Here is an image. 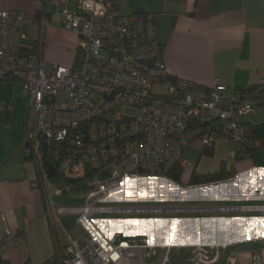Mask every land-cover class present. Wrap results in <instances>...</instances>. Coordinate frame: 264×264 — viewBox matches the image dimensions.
Masks as SVG:
<instances>
[{
    "label": "built area",
    "instance_id": "obj_1",
    "mask_svg": "<svg viewBox=\"0 0 264 264\" xmlns=\"http://www.w3.org/2000/svg\"><path fill=\"white\" fill-rule=\"evenodd\" d=\"M49 2L62 28L77 36L73 66L42 58L46 8L38 17L0 11V82L9 76L22 80L28 101L21 154L38 170L32 185L41 183L51 222L56 212L77 215L74 230L66 235L64 264H171L169 247L153 246L142 237L104 235L94 217L121 211L103 204L128 180L165 177L176 166L187 170L182 150L192 139L208 148L226 140L227 159L235 161L245 137L239 120L254 111L256 101L249 95L235 97L220 82L202 89L172 78L152 14L119 16L111 0ZM47 161L62 178L85 188L81 208L54 211ZM189 249L190 264H214L223 247ZM252 263L263 264L257 251Z\"/></svg>",
    "mask_w": 264,
    "mask_h": 264
},
{
    "label": "crops",
    "instance_id": "obj_2",
    "mask_svg": "<svg viewBox=\"0 0 264 264\" xmlns=\"http://www.w3.org/2000/svg\"><path fill=\"white\" fill-rule=\"evenodd\" d=\"M111 1L119 16L136 13L155 16L157 39L163 48L166 70L172 78L192 81L202 89L220 82L228 92L234 90L235 97L264 81V0ZM67 5L72 8L74 3L69 1ZM44 8L49 25L44 34L42 58L48 64L70 68L74 64L78 39L62 28L54 4L49 0H0V11H22L37 17ZM27 101L20 77L0 82V259L10 264H43L53 254L52 222L46 201L32 185L36 166L21 154ZM239 122L264 124V106H255L254 111ZM188 145L196 148L198 154L186 182L192 170L205 174L215 171L222 162L227 166L233 164L235 169L232 179L207 185L218 187L213 191L220 190L221 197H225L218 206L203 210L217 213L216 216H237L231 222L238 232L246 225L250 229H256V225L259 229L262 225L263 230L224 239L199 236L186 241L150 238L148 242L157 247H169L171 264H190L189 247L198 244L223 247L214 264H253L254 251L260 254L264 264V212L260 210L264 207V144L262 149L237 162H228V143L224 139L212 146L211 158L202 156V145L197 139H192ZM185 155L195 156L189 149ZM204 159L212 165L205 171H198ZM230 199L232 201L227 202ZM52 217L58 223L55 216ZM125 233L135 234L133 231Z\"/></svg>",
    "mask_w": 264,
    "mask_h": 264
},
{
    "label": "rangeland",
    "instance_id": "obj_3",
    "mask_svg": "<svg viewBox=\"0 0 264 264\" xmlns=\"http://www.w3.org/2000/svg\"><path fill=\"white\" fill-rule=\"evenodd\" d=\"M132 114V111H127ZM187 133V137H190ZM186 149L192 150L194 158L185 155ZM198 150L192 145H186L182 150V157L189 165L183 169V178L177 184L165 177H144L128 180L123 187L114 190L103 204L105 207L119 209L113 214L97 215L94 222L104 235L118 233L127 237L125 232L133 231L129 237H145L153 240L186 241L190 238L212 237L224 239L235 236H249L263 230L262 225L249 228L247 225L240 232L234 230L233 218L237 216H216L203 208L218 206L222 191L215 192L212 185L205 187L189 186L188 172L197 161ZM230 162V160L228 161ZM212 162L204 159L198 166V171H205ZM222 186V185H221ZM222 187H219V189ZM230 193V192H227ZM86 190L82 184L66 187L62 183L53 185L52 204L58 208H81L86 197ZM232 201L231 199L227 202ZM76 214H57L55 219L60 246L65 248L66 235L74 230ZM113 231V232H111ZM115 231V232H114ZM110 233V234H107ZM174 252V251H173ZM170 256V259L173 257Z\"/></svg>",
    "mask_w": 264,
    "mask_h": 264
},
{
    "label": "trees",
    "instance_id": "obj_4",
    "mask_svg": "<svg viewBox=\"0 0 264 264\" xmlns=\"http://www.w3.org/2000/svg\"><path fill=\"white\" fill-rule=\"evenodd\" d=\"M40 16V13L37 15V17ZM12 78V76H9L5 79ZM4 79V80H5ZM254 94H257L254 95ZM245 95L252 96L251 98L256 101V106H264V81L261 84H258L256 86H253L252 88L248 90H243L240 92V97H243ZM244 131H245V137L244 140L238 145L237 147V157L236 160L233 162H237L242 157L249 156L253 154L254 152L262 149L264 144V124L260 125H254L250 123H241ZM256 143H258V146H256ZM212 147H203L202 146V156L204 157H212ZM26 160H30L29 157L24 156ZM45 173L48 177V181L52 184L62 183L66 187L69 186H76L79 184V181H71L62 178V176L57 172V167L47 161L45 163ZM38 170L36 168V174L35 177L38 175ZM183 176V169L176 166L173 168V170L168 174V177L171 181L180 184ZM235 176V169L233 167V164L231 166H227L225 162H222L219 167L212 172H208L205 174H200L195 170H192L188 185L189 186H204L209 184H216L228 181L232 179ZM38 181V179H36ZM41 194H43L42 185L41 183L37 184L36 188ZM50 234L52 238L53 243V254L50 260L43 264H64L65 262V254H64V248L60 246L58 233L56 228L52 223H50ZM0 264H10L7 260L0 259ZM25 264H29V262H26Z\"/></svg>",
    "mask_w": 264,
    "mask_h": 264
},
{
    "label": "bare ground",
    "instance_id": "obj_5",
    "mask_svg": "<svg viewBox=\"0 0 264 264\" xmlns=\"http://www.w3.org/2000/svg\"><path fill=\"white\" fill-rule=\"evenodd\" d=\"M263 212H264V210H263Z\"/></svg>",
    "mask_w": 264,
    "mask_h": 264
}]
</instances>
